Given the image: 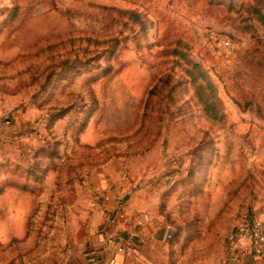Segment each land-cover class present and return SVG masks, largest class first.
I'll return each instance as SVG.
<instances>
[{
	"label": "rangeland",
	"instance_id": "rangeland-1",
	"mask_svg": "<svg viewBox=\"0 0 264 264\" xmlns=\"http://www.w3.org/2000/svg\"><path fill=\"white\" fill-rule=\"evenodd\" d=\"M144 212L123 264H228L264 220V0H0V264Z\"/></svg>",
	"mask_w": 264,
	"mask_h": 264
},
{
	"label": "crops",
	"instance_id": "crops-1",
	"mask_svg": "<svg viewBox=\"0 0 264 264\" xmlns=\"http://www.w3.org/2000/svg\"><path fill=\"white\" fill-rule=\"evenodd\" d=\"M136 224H127L129 230H133V226H137V231H139V235L136 237L137 243L134 242L133 247H131L128 251V247L124 251H118L116 246L112 243H109V233L104 235L100 233L94 239L90 245L89 252L87 255L90 257L88 261L90 264H123L125 262V252L127 251L129 255L137 252V248L140 247L142 242L147 241L148 235H162V229L157 230L156 227L158 223H155V218L151 219V215L148 212H144L139 214ZM148 216V218L145 217ZM149 221V222H147ZM139 224V225H138ZM135 230V229H134ZM141 244V245H140ZM135 248V249H134ZM233 249L238 250L239 252L244 251V254L240 256V264H264V241H262V246H255L252 242H239L236 247L230 248V257ZM126 252V253H127ZM141 255L138 251L137 254ZM101 258V259H99Z\"/></svg>",
	"mask_w": 264,
	"mask_h": 264
},
{
	"label": "built area",
	"instance_id": "built-area-1",
	"mask_svg": "<svg viewBox=\"0 0 264 264\" xmlns=\"http://www.w3.org/2000/svg\"><path fill=\"white\" fill-rule=\"evenodd\" d=\"M127 216L124 212H118L117 217L119 219H124ZM148 218L147 215H145ZM139 235V231L134 230L130 234V238L126 237L125 234L120 232H113L109 235V243H113L118 251H124L129 245L134 244V238ZM133 238V239H132ZM228 239L232 247H236L239 242L250 241L255 246H262V241H264V220L260 217H253L251 220L242 223L236 229L232 230ZM231 247V248H232ZM231 252V257L228 264H240V256L244 254V251L239 252L236 249Z\"/></svg>",
	"mask_w": 264,
	"mask_h": 264
}]
</instances>
